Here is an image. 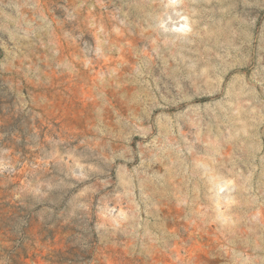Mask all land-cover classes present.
Wrapping results in <instances>:
<instances>
[{
    "label": "rangeland",
    "instance_id": "rangeland-1",
    "mask_svg": "<svg viewBox=\"0 0 264 264\" xmlns=\"http://www.w3.org/2000/svg\"><path fill=\"white\" fill-rule=\"evenodd\" d=\"M0 264H264V0H0Z\"/></svg>",
    "mask_w": 264,
    "mask_h": 264
}]
</instances>
